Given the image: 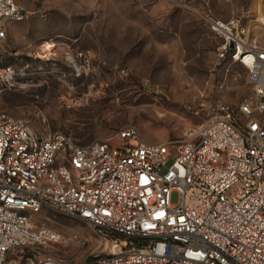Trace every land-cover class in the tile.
<instances>
[{
    "label": "built area",
    "instance_id": "1",
    "mask_svg": "<svg viewBox=\"0 0 264 264\" xmlns=\"http://www.w3.org/2000/svg\"><path fill=\"white\" fill-rule=\"evenodd\" d=\"M28 12L0 0V40ZM208 23L222 38L219 58L247 68L252 98L218 104L182 139L153 142L126 125L80 143L0 110V264H76L58 246L89 237L35 227L38 213L92 229L95 246L78 264H264V47L249 44L239 18ZM68 58L80 76L85 62ZM16 75L0 64L2 83Z\"/></svg>",
    "mask_w": 264,
    "mask_h": 264
},
{
    "label": "rangeland",
    "instance_id": "2",
    "mask_svg": "<svg viewBox=\"0 0 264 264\" xmlns=\"http://www.w3.org/2000/svg\"><path fill=\"white\" fill-rule=\"evenodd\" d=\"M17 1L29 12L8 22L0 40V64L17 72L11 84L0 80V110L27 119L37 133L64 132L89 143L135 125L153 142L182 139L218 104L237 109L252 98L247 68L219 58L222 38L208 19L239 18L249 44L264 47V0ZM45 42L56 44L53 54ZM68 55L85 62L80 76ZM179 198L175 191L173 202ZM32 216L35 227L89 237L81 248L58 246L76 264L95 246L84 222Z\"/></svg>",
    "mask_w": 264,
    "mask_h": 264
},
{
    "label": "bare ground",
    "instance_id": "3",
    "mask_svg": "<svg viewBox=\"0 0 264 264\" xmlns=\"http://www.w3.org/2000/svg\"><path fill=\"white\" fill-rule=\"evenodd\" d=\"M56 47V44L53 42H45L44 44V51L47 52L48 54H53V50Z\"/></svg>",
    "mask_w": 264,
    "mask_h": 264
},
{
    "label": "flooded vegetation",
    "instance_id": "4",
    "mask_svg": "<svg viewBox=\"0 0 264 264\" xmlns=\"http://www.w3.org/2000/svg\"><path fill=\"white\" fill-rule=\"evenodd\" d=\"M27 75H32V73L31 72L30 73L28 72Z\"/></svg>",
    "mask_w": 264,
    "mask_h": 264
},
{
    "label": "water",
    "instance_id": "5",
    "mask_svg": "<svg viewBox=\"0 0 264 264\" xmlns=\"http://www.w3.org/2000/svg\"><path fill=\"white\" fill-rule=\"evenodd\" d=\"M230 47H231V48L233 47V44H232V43L230 44Z\"/></svg>",
    "mask_w": 264,
    "mask_h": 264
}]
</instances>
